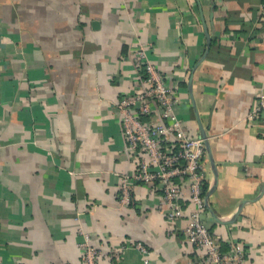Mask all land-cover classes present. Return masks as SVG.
<instances>
[{
  "label": "crops",
  "instance_id": "crops-1",
  "mask_svg": "<svg viewBox=\"0 0 264 264\" xmlns=\"http://www.w3.org/2000/svg\"><path fill=\"white\" fill-rule=\"evenodd\" d=\"M139 42L207 134V226L264 264V0H0V264H83L80 227L99 264H142L137 242L151 264L194 262L188 187L172 234L148 184L119 204L136 163L115 104Z\"/></svg>",
  "mask_w": 264,
  "mask_h": 264
},
{
  "label": "built area",
  "instance_id": "built-area-1",
  "mask_svg": "<svg viewBox=\"0 0 264 264\" xmlns=\"http://www.w3.org/2000/svg\"><path fill=\"white\" fill-rule=\"evenodd\" d=\"M133 57L139 71V86L115 104L121 118L124 150L136 163L134 170L120 175V207L136 204L133 188L148 184L161 196L160 208L166 216L168 234H172L177 220L186 216L182 200L188 187L195 209L186 217L184 233L198 249L191 264H248L244 248L232 245L224 252L205 222L206 147L202 138L191 135L179 116L177 87L168 83L161 69L151 61L148 46L139 42L133 49ZM262 111L264 91L254 113ZM79 234L83 264H99L103 252L91 243L84 228H79ZM134 247L141 254L142 264H151L149 248L142 242Z\"/></svg>",
  "mask_w": 264,
  "mask_h": 264
},
{
  "label": "water",
  "instance_id": "water-1",
  "mask_svg": "<svg viewBox=\"0 0 264 264\" xmlns=\"http://www.w3.org/2000/svg\"><path fill=\"white\" fill-rule=\"evenodd\" d=\"M201 136H202V139L204 141V144H205V147H206V152L208 153V156L211 160V164L212 166L214 165V160H213V155H212V152H211V148H210V144H209V140H208V137H207V134L206 132L203 130V128L201 129ZM215 186H211L206 194V207L209 206L208 204V198H209V195L213 192ZM210 207V206H209Z\"/></svg>",
  "mask_w": 264,
  "mask_h": 264
},
{
  "label": "trees",
  "instance_id": "trees-1",
  "mask_svg": "<svg viewBox=\"0 0 264 264\" xmlns=\"http://www.w3.org/2000/svg\"><path fill=\"white\" fill-rule=\"evenodd\" d=\"M208 187H209V183L206 184V189L208 190ZM221 243V242H220ZM221 247H222V244H221ZM223 250V248H222ZM224 252H226L225 250H223Z\"/></svg>",
  "mask_w": 264,
  "mask_h": 264
}]
</instances>
